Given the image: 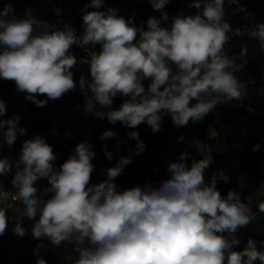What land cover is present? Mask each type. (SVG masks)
<instances>
[{
  "label": "clouds",
  "instance_id": "obj_1",
  "mask_svg": "<svg viewBox=\"0 0 264 264\" xmlns=\"http://www.w3.org/2000/svg\"><path fill=\"white\" fill-rule=\"evenodd\" d=\"M148 2L161 15L150 16L145 29L137 27L133 17L118 15L116 8L89 11L105 3L90 0L80 9L84 30L79 36L67 23L61 29L41 21L32 8L19 17L10 3L5 4L0 9V79L14 82L26 100L44 107L49 100L76 91L72 69L77 57L70 49L73 45L84 48L88 57L81 62L88 65L90 79L79 77L83 111L94 119L133 129L127 138L136 141V155L147 147L135 130L142 123L157 133L163 118L170 116L180 128L202 121L218 104L242 100L246 86L236 73L244 63L225 53L232 31L224 20L225 0H191L189 7L200 13L176 16L170 28L162 26L168 20L164 9L170 0ZM247 34L264 51V23ZM246 54L247 48H242L238 58L244 61ZM145 80L150 81L147 87ZM118 96L123 102L113 108ZM6 112V103L0 99V148L5 144L11 148L18 136L26 134L21 117L3 119ZM118 137L106 129L99 138H116L117 148L128 142ZM191 143L201 158L191 159L188 151L180 153L176 161L167 163L169 178L159 186L147 182L143 187L118 190L115 180L133 162L131 155L120 157L106 169L104 180L91 184L96 153L87 140L79 142L59 168L54 166L57 156L46 138L36 135L25 140L18 161L23 167L11 181L17 190L15 198L25 208L15 220L14 233L26 235L24 217L34 221L31 236L41 241L34 249L36 264H47L39 255L40 249L48 247L44 239L56 248L74 245L78 258L73 264H264V240L249 238L243 250H234L241 242L237 232L256 218L251 201L235 190L221 194L218 181L229 182L223 170L206 181L213 157L199 139ZM103 147L111 161L112 153L107 145ZM259 148L256 144L252 151ZM11 171L9 159L0 157V176ZM41 178L50 186L38 194ZM48 194L50 198L45 199ZM256 208L264 213V199ZM8 223L7 212L0 209V236Z\"/></svg>",
  "mask_w": 264,
  "mask_h": 264
},
{
  "label": "trees",
  "instance_id": "obj_2",
  "mask_svg": "<svg viewBox=\"0 0 264 264\" xmlns=\"http://www.w3.org/2000/svg\"><path fill=\"white\" fill-rule=\"evenodd\" d=\"M252 11H257L264 17V0H240ZM90 0H73V14L75 17V27L78 35L83 32V13L80 9L84 4L89 3ZM105 0L101 9H89V11L100 10L104 11L107 8H116L118 15L127 18L131 13L137 16L160 17V11L154 10L148 0ZM191 0H170L166 5L164 11L168 15L167 21H162L163 27H169L172 24L174 17L181 15H193L198 9L189 7ZM34 15L42 20L48 18L49 6L42 9L40 6L33 8ZM25 10L16 11L15 15L19 17L24 16ZM224 20L231 26L241 24L243 18L241 14L234 12L230 7L225 6ZM90 47V46H89ZM247 48V54L244 61H241L238 56L242 48ZM96 50L99 51L97 45ZM71 53L77 57V64L72 69L74 72V79L77 83V89L74 92L65 94L62 98L57 100H49L44 107H37L30 102L23 110L20 108L21 92L16 90L15 83L0 79V99L6 103V115L3 119H9L13 115L21 117L20 126L26 129L24 136H18L15 144L22 146L25 140L31 139L36 135L46 138V141L52 145L53 151H62L64 147L61 141L56 137L51 136V132L58 130L60 132L61 119L64 112L61 107L71 105L78 101H85L83 95L79 90V77L83 74L85 77L89 76L88 67L86 64L79 63L78 59L83 53V49L72 46ZM225 53L229 56H236V63H244L243 69L236 73L237 77L246 86V95L242 100H232L225 104H218L216 109H220V113L211 112L205 118L196 122L193 128H170L169 116H165L162 121L161 130L153 133L151 128L142 123L138 126L136 131L139 132V138L146 144V149H195L191 143L194 139H199L205 144V148H213L223 145H230L235 143L240 138V133L244 129L250 115V110L256 103V98L264 81V51L259 47L258 41L248 37H237L228 41L225 45ZM147 87V86H145ZM38 99H46L45 96H38ZM123 97L114 99L113 108H118L123 102ZM56 117L59 121L56 125L52 123L51 118ZM211 125L213 133H211L207 126ZM116 131L119 134V139H128L127 133L133 129H128L119 122L116 124ZM264 127V119H263ZM101 120L94 119L88 115V119L84 122L82 128H79L74 133V140L72 143L75 150L76 145L87 140L92 144V151H105L104 145H107V150H135V140L128 139L126 144H121L119 148L116 147L117 139L109 138L108 140H101L99 137L102 131ZM87 131L92 132V136L86 134ZM184 136V141H178L177 138ZM259 144L260 148L256 152L252 151L254 145ZM21 153L11 150L6 146L0 148V157H7L12 165V171L6 176H0V186H5L6 182L13 177L15 172L22 169L23 165L18 163ZM213 161L206 170L205 179L210 180L213 173L223 170L225 175L229 177V182L218 181L217 189L222 195L226 196L229 190H235L242 194V199L248 198L251 203L264 190V141L257 133L252 130L246 140L244 148H237L212 155ZM201 156H194L191 159L199 160ZM67 158L56 159L54 166H59ZM119 158H112L109 161L107 158L93 159L92 163H96L95 171L91 176V184H97L106 178V169L115 165ZM178 157H158V158H140L133 157V162L124 168V174L116 178L115 183L118 190H123L129 187L139 186L143 187L145 183L152 180H165L169 178L166 171L167 163L169 161H176ZM191 159L188 163L190 166ZM97 172H100L97 174ZM47 179L41 178L36 187L38 194L42 193L45 187H49ZM48 194L44 198H50ZM261 199H264V195ZM260 199V200H261ZM259 202V201H258ZM257 202V203H258ZM255 204L253 211H256L255 220L246 228L247 239L252 238L257 241L264 240V213H260ZM17 205H23L18 201ZM7 212L9 223L6 232L0 236V264H36L37 256L32 254L29 250H20L15 248L12 243V237L17 235L13 229L15 220L22 215L15 213L13 210L2 208ZM38 219V218H37ZM34 221L28 220L26 217L22 220V226L26 229V235L22 238L24 242L29 245L32 242L31 228ZM243 229L237 232V238L240 239V244L235 246L234 250L240 251L246 246L243 239ZM227 237V233L224 234ZM37 240V239H36ZM41 243V242H40ZM47 248L40 249L39 255L43 257L47 264H73V261L78 258V253L74 251V245L62 244L60 247H52L47 239L43 240ZM260 249V245H258ZM264 250V249H261ZM71 258V259H69ZM259 264V261L256 262Z\"/></svg>",
  "mask_w": 264,
  "mask_h": 264
},
{
  "label": "built area",
  "instance_id": "obj_3",
  "mask_svg": "<svg viewBox=\"0 0 264 264\" xmlns=\"http://www.w3.org/2000/svg\"><path fill=\"white\" fill-rule=\"evenodd\" d=\"M141 0H137V3ZM10 3L13 8L14 12L25 10L28 8H36L37 6L41 7L42 9L49 6V15L48 18H44L41 21L48 22L49 24H54L58 28H63L64 23L71 25V27L77 32L75 27V17L73 14V0H0V9H3L4 5ZM225 6L230 7L234 10V12L241 14L243 18V22L238 25L231 26L232 31L228 34L229 40L237 37H248L247 32L250 31L256 24L264 23V17L259 14L257 11H252L249 9L245 4H243L240 0H225ZM57 9H60L61 12L57 15ZM200 10L196 11L193 15L199 14ZM128 17H133V22L137 27H145L146 29V21L150 17H141L137 16L134 13H131ZM127 17V18H128ZM78 35V33H77ZM79 36V35H78ZM228 40V41H229ZM76 46V45H75ZM77 47V46H76ZM81 48V47H79ZM83 49L82 55L79 57V63H82V60H86L88 57V51ZM86 64V63H82ZM87 65V64H86ZM88 67V65H87ZM90 79V74L87 77ZM150 83L149 80L144 81V85L147 86ZM25 93L21 92L20 98V108L23 110L30 101L25 99ZM195 101H193L194 103ZM85 101H78L68 106L61 107L64 115L61 119V136L59 140L63 147L68 146L70 149H73L72 143L74 140V133L79 129L82 128L84 122L88 119V114L83 111V105ZM213 112L220 113V109H216ZM264 115V112H263ZM170 128H177L173 125L171 121V117L169 116ZM195 123L189 122L187 126H182L186 128H193ZM211 127L208 125L207 128ZM180 127V128H182ZM86 134L88 136H92L91 131H87ZM95 167L97 166L96 163H93ZM100 172H97L99 174ZM13 177L11 178V180ZM162 180H152L150 183L153 186H159ZM138 184H136L137 186ZM17 190L13 188H8L6 186H0V206L2 208L13 210L17 206V202L19 201L16 199ZM24 214V213H23Z\"/></svg>",
  "mask_w": 264,
  "mask_h": 264
},
{
  "label": "rangeland",
  "instance_id": "obj_4",
  "mask_svg": "<svg viewBox=\"0 0 264 264\" xmlns=\"http://www.w3.org/2000/svg\"><path fill=\"white\" fill-rule=\"evenodd\" d=\"M264 81L261 84V88L259 90V93L256 98V103L254 104L253 108L250 111L249 119L244 127V129L240 133V138L237 142L232 143L230 145H223L213 148H205L206 152L211 153V155H214L216 153H221L224 151L237 149V148H244L246 146V140L248 136L250 135L252 130H256L257 133L260 135L262 140L264 141V127H263V119H264ZM52 123L56 125L58 123V119L56 117L51 118ZM101 126L102 131L104 129H111L113 131H116V125L110 124L106 119L101 120ZM208 130L213 133L212 127L209 126ZM56 133V134H54ZM51 136L56 137L57 139L60 138L61 133L58 130H54L51 132ZM2 140V138H0ZM8 147L6 144L3 145ZM21 147L18 144H13V146L9 149L17 151L21 153ZM112 153V158H120L122 156H128L131 155L133 157H140V158H158V157H178L180 153L184 151H188L191 153V157L194 156H200V154L195 149H146L143 154L136 155L135 150H108ZM74 152L72 149H70L68 146L64 147L62 151H54V153L57 156V159L59 158H68L69 155H71ZM96 156L93 159L98 158H106L105 151H97L95 152ZM11 179H9L5 186L8 188H13V185L11 183ZM13 211L19 215H22L25 212V208L23 205H17ZM40 240L32 239V242L27 245L24 242V239L20 236H14L11 239L12 245L20 250H29L32 254H34V249L37 248V245L40 243Z\"/></svg>",
  "mask_w": 264,
  "mask_h": 264
},
{
  "label": "water",
  "instance_id": "obj_5",
  "mask_svg": "<svg viewBox=\"0 0 264 264\" xmlns=\"http://www.w3.org/2000/svg\"><path fill=\"white\" fill-rule=\"evenodd\" d=\"M263 195H264V190L251 203L252 204V209L254 208L255 204L262 198ZM246 228H247V226L245 228H243V233H242L245 245L247 244V240H248L247 236H246Z\"/></svg>",
  "mask_w": 264,
  "mask_h": 264
}]
</instances>
